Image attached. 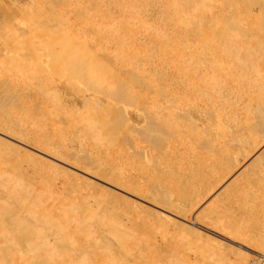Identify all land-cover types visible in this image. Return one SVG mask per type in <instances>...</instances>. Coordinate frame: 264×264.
Instances as JSON below:
<instances>
[{
  "label": "bare ground",
  "instance_id": "obj_1",
  "mask_svg": "<svg viewBox=\"0 0 264 264\" xmlns=\"http://www.w3.org/2000/svg\"><path fill=\"white\" fill-rule=\"evenodd\" d=\"M55 1L58 2L60 0H55ZM65 1L66 0H64V1L61 0L60 2H58L57 3L58 8L55 5L56 6L55 9L57 8V10L59 11L60 10L59 7L64 6V5L66 8L67 6H66ZM103 1L104 2L102 4V6H100L102 3V2L99 3L100 0H90L89 1L90 7L95 8V6H96V10L94 8H91L92 10L90 9V11L94 10L95 12L94 11L93 12L88 11L89 13L85 12L84 14H86V15H84L82 17H79V13L81 15L82 12H84V10L80 11V9H79V11H78L79 13L75 12L76 14L78 13V17H79V18H77L79 20L78 22L82 23V27L84 29H85V27H87L88 30L86 29V31L89 32L91 30L90 33L91 32L95 33V32H97V30H99V28H95V17H96V15L99 14L100 16H102L101 19H103V20L105 19V21H104L105 26L102 25L103 29H104L103 31H105L103 33H105V34L101 33L99 36V40L109 37V36H107L108 35L107 32L110 30L108 25L110 23H112L111 21L116 20L118 23V20L120 19L119 22H123V21H121L122 16L123 17L128 16L129 18L133 17V19H135L134 17L138 18L137 16H139V18H140V14H138V11L141 8H144L146 6L150 7V8L151 7L152 8L158 7L157 8L158 11L156 10V12H158V14H159L158 17L167 18V19H170L171 21L174 20L176 22L181 23L178 27L189 28L188 31L191 34L187 40V45H184V46L186 48L189 47L190 50H189V53L185 52V54H190L193 57H196L204 66H210L211 64H213L217 68V70H218V68L227 69L229 71V75H231L232 79L236 81L234 84L235 90L233 92V97L231 99H227L226 97L224 98V96H221L220 97L221 101H219L220 102L219 106H215L218 102V100L216 101V98H218V91H219L218 86L223 81V77H222L221 73L217 70L212 72V74L210 76L209 83L203 84V85L194 84L195 82L192 83V80H194L195 75L188 74L186 71H184L185 79L182 80L180 83V87H181L180 92H181V94L184 95V98H185L183 103L180 101L179 102L176 101L177 100L176 98L170 97L173 94L172 91L169 88H166V86H162V84L164 83L163 74L161 77L162 79H160V80H157L158 79L157 77L159 75L157 77H155L156 76L155 75L154 76L155 79L157 78L155 81L154 77H152V75L154 73H152V75L150 76L151 77L150 79H152L154 82L152 80L149 81V78H148L149 76L146 73L147 69L144 66L145 63H143L142 61H141L143 63L142 65L137 64V66H132L131 69H134L136 67L141 68L140 69L141 73H138V72H135V73H138V75L136 74L138 77L140 76V74L143 75V73H144V76H141L140 79L137 77L138 79H136L135 82H134V80H135L134 77L136 75H133V74H132V76H134L133 80H132V77H130L131 75L127 76L128 78L129 77L131 78V79H129L130 81L128 83L125 82V80L122 78H121V80H119V82L122 83V85H120L119 88H122L123 85H124V87H127V85L129 84L128 85L129 88L127 87V90L129 89V92L134 90V88H131V85L134 87L133 84H135V83H137V85H138V84H142V82H144V81H145V83L147 82L146 84H142V86H141L142 88L141 87L139 88L140 85L137 87V88H139V91H138V89H135L133 91V93L132 92L129 93L126 91L129 95L131 94L130 95L131 97L128 98L130 102H131V100H133V99H131L132 96L134 97V95L138 94V92H140L141 89H142L141 92L144 91L142 98H140L139 100H138V98H136L137 100H134L135 102L134 101L132 102V103H135L134 104L135 106H137L134 109V114H135L136 118L138 119V121H139V119L141 120V123L136 122V124L137 125L141 124V126L144 125L145 127L148 126V131L151 132L152 134H156L154 137H157V134L158 135L160 134L155 129L160 125H163L169 131V135L167 136V139L164 140V142H163V145L166 148H168L167 153L165 152V154H167L166 159L163 160V162L167 161V159L170 158L169 162L170 163L172 162L171 164H173V161L175 159H177L176 165H178V167H180L179 164L181 162L184 163L183 161H185V160H182L184 158L183 155H185V156L187 155L186 157L191 155V156H189L190 158L193 157L192 155H197V157L199 156L200 159L203 158L200 161V159L195 156L199 160L198 163L200 162V164L199 165L197 164L198 168H197L196 164L195 165L192 164L193 166H196L195 170L196 169L197 170L194 173L190 172L193 174L192 176H200L203 180L201 179L199 181V179H197L196 177L195 178L193 177L194 180H193V182L191 181L192 183L191 182L190 183L191 184L194 183L193 184L194 186H192V185L190 186V183H187L188 184L187 187L186 186L183 187L182 185L177 184L176 188L180 189V193H178V194H173L171 191L170 192L169 191L163 192L158 188V186H159L158 184H157V186L156 185L154 186L155 188H152V189L146 188L147 190L146 189L137 190V188H134V190L136 189V192L140 191L139 193L138 192L137 193L141 194V196H138V194L135 192V195H137L135 197H140V198H138L139 200L131 201V200H129V197L127 198V196H126V198L128 199L127 201H129V206H127L128 208L125 207L126 210H124L122 213L120 212V210L116 211L115 213L111 214V216H109V218H107V220H105V219L104 220H98V219L95 220V219H93V217L89 216L90 218L88 217V219L82 221V220H79L80 215H76L75 218L79 222H78V224L76 222L77 228L76 229L74 228V229L77 230V234H79V237L81 238V240H80V239H78L79 237H77V239L75 238L74 233H73L74 235H71L72 232L70 233V230L66 231L67 225L59 224V219L54 218L50 214L45 215V216L40 217V218L39 217L38 218H33V217L29 218L27 216L28 217L27 222L26 221H22V222L11 221L10 220L11 216L14 213L21 211V209L19 211V208L17 207V204L15 203V201L18 202V200L20 198H23L20 201L27 200V198L33 197V194H32V196H30V193L28 191L19 190L15 186L16 183H15V176L14 175H18V174H16V172H13L11 170V172L7 171V173H2L0 171V183L2 184V190H0V240H1L2 244L6 243L7 246H9V248H11V250H8V252H3V251L0 252V256L2 255L0 257V264H64V263L65 264H76V263L77 264L78 263L79 264H88L89 262H85V260L88 259L89 255L92 254L93 251H96V250H99L102 248H105V250H107L106 251L107 254L105 255V258H103L104 262H107V264H137V262L135 260V257H136L135 255L139 251H138V248L136 247V243L133 240L128 239L126 237H123L121 235H119L118 237L113 236V238H112L111 236L104 235V233H108V231L109 232L110 231L122 232L126 228H129L130 224L128 223L127 220H128L130 215H137L138 217L142 218V221L150 220V215H152V216H155V218H158L160 220H164L165 223H169V224H172L176 227L183 228L187 231L191 230L190 232H194V231H192L193 227L188 224V223H190V221L188 222V220L186 218H188L187 217L188 215H191V214H189L191 211L190 209H192L193 206L197 203L195 201H198V199L201 198V196H202V194H200V190L196 189L197 188L196 186H199L200 187L199 189H201V188L204 189L205 186L204 187L200 186V185H203L204 178H206L207 183L210 184V182H211V184H212L214 182V183H216V184H214V186H216L220 181H222L226 177L227 174L232 172L238 165L240 166L241 159H244V160L247 159L248 160L250 158L249 156H252V158H251L252 160H248L250 162L248 163V161H247L248 165H246L243 170L241 169L242 171L240 172V173L250 174V171H251L250 168L252 166H254L256 161L259 160V162H260L262 160L261 157H264V0H103ZM19 2H23V3L17 4ZM62 2H65V4L63 3L64 5H60ZM17 3H15V1H13V0H9V3H6V2L0 0V58H1L0 64L3 65V67L6 69L8 75L10 76V79L9 78L5 79L2 77L0 79V82H2L3 84L1 83L0 85H2L3 88L5 87V91L7 92V94H9L11 92V88H8V87H12V86H16V85L19 86V87H16L19 89L18 91H20L21 90L20 88H22L23 86H25V87L27 86L26 88H28L30 86V88H31L32 85L30 83H29L30 84L29 85L28 82L31 81L33 83L34 79L36 81V79L38 80L39 78L42 80L41 76H43V75H41V76H39V75L40 74L45 75V73H39V71L43 69L42 71H45L46 73H48V74H46L47 78H45V81L43 80L44 82L43 81H41V82L36 81L38 83H35L34 85L37 88H32V89H41V88L43 89L44 88L43 92H46L45 96L46 95L47 96L44 97L42 94L43 92L40 91L41 94L40 93L36 94V92H35V95L31 94V96L33 95L32 96L33 98H31V96L29 94V96L31 98L30 99V98H28L29 96H27V93L25 94V92H23L24 95L22 94V91H24L23 88H25V87L22 88L21 93H19L17 91V89L15 88L17 93L15 90H14L15 94H14V92H11V93L14 96L18 95V96H16L17 98H12V96H10L11 97L10 103L6 104L4 109H2V107L0 106V132H1L0 134H2V132H3L5 137L6 136L8 138L11 137L13 140H15L17 143H19V145H21V144L28 145V146L30 145V147H32L33 149L36 148V150L40 151V153L41 152L43 153L42 150L45 149V151L50 152V154H49L50 156L58 157L57 160H59L62 163L65 160L69 161V159L71 157H78L79 156L78 157V163L75 160V162L77 164H80L79 162H82V164L87 165L89 167V169H91L92 167L99 169L101 162H103V165L108 163V161H106V159H105V161L103 159H101V157L98 154L100 151L97 150L94 153L92 152L93 153L92 154L91 151L88 150L90 153L88 152L85 155L78 154V156H77V153H75V154H73V156L68 157V153L66 154V151L62 150L61 147L58 145V143H59L58 140H57L58 143H56L57 142L55 140L56 137L54 136L56 134L55 131H54L55 134L51 133V134H53L52 135L53 139H51V136H49L51 134L45 135V133L49 129L48 127H46V129H44L45 128L44 124H48V123H45L48 121V117L46 115V120H44V122H43L42 118L45 116L44 114H47V112H45L47 110V108L44 107L45 110L43 109V111H40L39 106H38V109H37V106H35L34 101H37L38 98H36L34 96L38 97V95L39 96L42 95L44 97V99L46 98L45 100L44 99L41 100L43 97L42 98L40 97L41 99L39 100V102L42 101L43 103H45L44 101L47 100V97H49V99L51 98L50 102H49L51 104V106H53V109L51 110V112H53V110L55 113L58 111L56 114L54 112L51 114H55L53 116H56V117L59 114V116H61V118L60 117L59 118L62 121L67 119V118L64 119V116H65L64 113H66L68 115V118H70V116L75 118L73 115L79 114L81 116V118H80V116L79 117L76 116L78 120L85 119V123H84V126L82 127V130H83V134L85 135L87 140L89 138L91 140V141L89 140V142H94V144L101 145L102 144L101 142H103V141L100 140V137L103 135H106V133H107L106 131L114 132L116 130L115 127L118 126V123L115 122L116 121L115 119H112V120H115L114 121L115 125L113 127H112V124L110 122H108V119L110 117L108 115V110L111 107H107L105 105V103L106 102L108 103L109 101H111L114 104V102H116L114 104V106H115L116 104H119V101L122 102L125 100V99L124 100L122 99L123 96L128 97V95H124L125 91H124L123 95H121V97L119 96L122 100H118V98L112 96L113 95V91H112L113 89L112 88L115 84L117 71H120L119 73H122L123 75L126 76V75H128L126 73L128 70L127 71L124 70L123 67H117L115 64H111V63L108 64L107 61L109 58H108V56H105L103 50L100 52H97V53H95V51H94V53H92V52H90V50L88 52L89 48L94 47V44L89 42V39H91V38L88 39V37H90L91 34H90V36H88L86 38L85 34L89 35V33L86 32L84 29H82V27L77 25L78 26V29H77L75 26L73 27V25H70L71 24L70 20L72 19V17L70 19L68 15L74 11L72 8H69L70 6L68 7L69 9L66 8V10H65V11L68 10L67 11L68 14L64 11V13L67 16L62 13L64 10L63 7H60L61 8L60 13L58 11H55V9H54L55 14L51 13L52 11L49 12V13L53 14L54 19H52V17H50V18L47 17L46 15H50V14L49 13L45 14L44 12H42L43 10L41 11V9L35 10L36 13H35V11H33L34 13L31 12L30 17L28 18L30 20H27V22H26L27 24H30V26L29 25L26 26L27 24H25V21L27 19V17H26L27 14L24 13L23 11L26 10V12H27L29 10V8L25 9V7L27 5L24 6L25 4H27V2H25V0H20V1H17ZM31 3H32V5H34L36 7L39 5L41 6V3L39 4V0H31ZM6 4H7V6H6ZM8 4H9V6H8ZM95 4H98L100 7H98V5H95ZM141 4H144L145 6H143ZM123 5H126V7H123ZM140 5H141V7H140ZM40 6L38 8H41ZM20 7H21V9H20ZM77 7L78 6L76 5V8ZM76 8H74V9L76 10ZM115 8L117 10H114ZM18 10H23L21 12H23L24 14L21 13V15H20V12ZM144 10H147V9L144 8ZM147 11H149V8ZM115 12H117L118 14H115ZM41 13H42V15L40 16V20H38L39 16H37V15H40ZM87 13L89 14V17L87 16L88 15ZM153 13H155V10L153 11ZM76 14H73V15H76ZM34 15H35V17H33ZM54 15L56 16V18ZM43 16L44 17L46 16L47 19H52L53 21H56V29H57V30L54 29L55 27H53V28L50 27V29L54 31V34H52L53 32L50 31L49 28L44 29L45 32L48 30L47 34L50 32L49 36L44 32V30H43V32H41V34H46V37L48 36L47 39L49 38L48 39L49 41H48L45 39V36L43 35L44 41L46 40L45 43L43 42L41 36H39L40 34H38L40 32L39 30L41 28H43V25H44L43 24L44 22L42 20ZM148 16H150V15H148ZM24 17H26V18H24ZM117 18H119V19H117ZM45 19L46 18H44V20ZM66 19H68L69 23L66 22ZM106 19L107 20L109 19L110 23L109 22L107 23ZM128 19H127V17H126V20H125V18H123V20H125V21L123 22L124 24L123 23L121 24V26L123 25V27H125L127 25L126 26V33L129 34V33H132V31H130V30H133L134 27L131 25L132 24L131 22H130V24H127ZM133 19H131V20L129 19V20L132 21ZM81 21H84L86 23L81 22ZM116 21H114V22H116ZM37 22H39L40 24L38 23V25H37ZM168 22H169V20H168ZM170 23H172V22H170ZM83 24H86V26H83ZM87 24H88V26H87ZM31 25H33V26L31 27ZM130 25L132 26L133 29H130V27H131ZM44 26H47V25H44ZM53 26H55V25H53ZM89 26H90V28H89ZM36 27H38V28H36ZM79 27L81 28V30H84L85 33H82L79 30L80 29ZM107 28H109L108 31H107ZM182 28H180V29H182ZM166 31H168V30L166 29ZM166 31H165V33L168 36L167 33L169 31L168 32H166ZM133 32H134V30H133ZM175 33H176V31H175ZM163 34L164 33H162V36L164 37L165 34L164 35ZM179 34H181V31L179 32ZM104 35H106V36H104ZM166 35H165V37H166ZM169 36H172V34H169ZM51 37H53V38H51ZM38 38H40V39H38ZM159 38H160V34L156 38L151 37L150 38L151 40H149V42L154 43V39L160 40ZM171 38H174V40H176L177 35L174 37H171ZM164 40H165V38H164ZM168 41L166 40L167 45H169ZM177 42H179V41H177ZM182 44L183 43H181V45ZM185 44H186V42H185ZM126 45L128 46V44H126ZM152 47H156V46H154V45L153 46H146L145 44L131 41L129 43V48H131V50L133 52L130 49L127 50V47H125V48L129 52V54H131V52L133 54L134 53L139 54V52L145 51V50H146V52L147 51L150 52V49L151 50L153 49ZM119 48L123 53L124 52L127 53V51L124 49L123 44H121ZM198 48L201 49V53L196 54L195 51ZM147 49H149V50H147ZM50 51H52V52H50ZM60 53L61 54L65 53V55L63 54L61 56ZM50 54L51 55L57 54L56 56L52 55V58H54L55 62L50 61V60H53L52 58L50 59V56H51ZM140 54H142V53H140ZM174 58H172V59H174ZM178 59H179V57H178ZM48 60H49V62H48ZM183 64H184V62L182 61V64H181L182 67H180V68L185 67V66H183ZM80 65H83V68L84 67L86 68V69H84L85 71L83 70V68L77 67ZM179 65H180V63L178 64V67H179ZM76 67L79 70L81 69L80 71H82L83 74L79 71L80 73H78L76 75V73H75ZM120 68H122V69H120ZM64 72L69 73V74H63V75H65L66 84L68 85L67 91L60 89L56 84V82L61 80L60 77H64V76H62V73H64ZM76 72H78V71H76ZM84 72H85V75H84ZM80 74L84 75V77ZM123 75H119V76L122 77ZM81 76L83 77L85 82H82ZM145 77H146V79L147 78L148 79L143 80V79H145ZM56 78L58 80H56ZM79 78H80V80H79ZM87 78H88V80H87ZM141 78L143 81H141ZM159 78H160V76H159ZM138 80H140L141 83ZM226 80H228V79L226 78ZM49 82H50V84H49ZM4 83H6V84H4ZM40 83H41V85H40ZM123 83H125V84H123ZM130 83H132V84H130ZM191 83H192V85H190ZM14 84H16V85H14ZM76 86H78V88ZM75 87H76L78 93L76 92ZM80 87H82V88H80ZM135 87H136V85H135ZM0 88H2V87H0ZM3 88H2V90H3ZM123 88H122V90L125 89V88L124 89ZM32 89H31L30 93L33 91ZM26 90L27 89H25V91ZM122 90L120 89L119 91L122 92ZM119 91H117V92H119ZM135 91H138V92L136 93ZM206 93H208L209 95L204 96ZM118 94L116 93V95H118ZM77 95L83 104H82V106L78 105L77 107L76 106L74 107V105H76V103L73 104V102H76ZM66 96H70V99L66 98ZM139 96H140V94L136 95V97H139ZM34 98H36V100ZM128 99L126 98L125 101L127 102ZM69 100H70V102L72 101V104H73L72 107L71 106L69 107V104H68ZM209 100H210V102L211 101L215 102L214 105L212 106L213 109L210 111V107H207L206 110L203 111V105H206V102ZM28 102H31V104H33V106L36 107V110L34 109L35 107L32 108L31 105H30V107L27 106ZM43 103H41V104H43ZM49 103H47V104L49 105ZM136 103H137V105H136ZM125 104L123 105V109H125V107H124ZM70 105H71V103H70ZM129 105L130 104L127 105V108ZM130 106H132V109H133L134 106L133 105H130ZM130 106H129V108H130ZM27 107L33 109V111H32V109L31 110L28 109V111L29 110H30V112L35 111V113H34L35 115L32 114V115H34V118L36 117V112H39V111L41 113H43V115H44L42 117V114L41 115H40V113L37 114L41 117V119H40V117L37 118L38 116L36 117V119H38V120L40 119L41 123L43 122V124L39 123L40 121L38 122V125H40V124L42 125V126L41 125L39 126L40 127L39 129L37 128L38 131L35 130L36 128L34 129V127H33V129H34L33 130V132H34L33 136L28 134V131H29L28 129L30 127L32 128V126L35 124H32L31 119H30L31 120L30 123L32 126L29 125L30 123L29 124L27 123V121H29V118L27 119L26 117L30 114L27 111ZM41 107L42 106L40 105V109L42 110ZM118 107H119V105L117 106V108ZM216 107H219V108L216 110ZM120 108H121V106H120ZM24 109H26V111H27V112L25 111L26 113L23 112ZM121 109H120V111H121ZM19 110H21L22 112H19ZM48 111H50V110H48ZM59 111H61V114L62 113L63 114L61 115ZM2 112H4V113H2ZM132 112H133V110H131V109H130V111H128L126 109L124 112H122V117L124 118V120L128 124H132L131 122L133 120L130 117V114L132 115ZM32 115L30 114L29 116H32ZM48 115L50 118L49 112H48ZM56 117L53 118L54 124H56L55 122L57 120L60 121V119L56 118ZM65 117H67V116H65ZM34 118H32V119H34ZM34 121L35 120H33V122ZM51 121H53V120H51ZM51 121H50V123H52ZM75 121H77V120L73 119L72 122L64 121L62 123H64V124L66 123L67 126L70 125L71 123H73V126L68 127V128H74L75 127L74 125H76V124H74ZM117 121H118V119H117ZM67 122H70V123L68 124ZM27 124L29 126H27ZM120 124H121V122L119 123V126L121 128L118 126L116 131H118L119 130L118 128H120V129H122V131L127 133L129 128H126V126H124L125 129H123V125L121 124L122 125L121 126ZM38 125H35V127ZM57 125H58V123H57ZM64 126L65 125L62 124L61 127L62 128L67 127V126H65V127ZM42 127H43V129H42ZM107 127H109V128H107ZM188 127L190 130L194 129V130H198L201 132L204 131L203 132L204 134L196 131L199 134H203L202 138L200 137L196 141H195L194 137L191 139V135L195 136V135H193V133L196 134L193 131L192 134L191 133L189 134L190 137L184 136L185 137L184 139L186 140V144H183L182 142H180L181 135L179 133L181 132V129L184 128L186 130V129H188ZM111 129H113L114 131ZM190 130H189V132H190ZM42 131L44 133H41ZM116 131H115V133H116ZM119 131L121 132V130H119ZM119 131L117 132L118 134L120 133ZM206 131L209 132V135H207L208 133ZM51 132H53V131H51ZM40 133L45 135V141L48 138H49L48 140L51 139V140H53V142L55 140L54 145L56 144V146L52 145L53 144L52 141L50 142L47 140L50 144L52 143L51 145L47 141L46 142L43 141L44 135H40ZM48 133H50V132H48ZM151 133H150V135H152ZM108 134H110V133H108ZM205 134H206V136H204ZM42 136H43V138H42ZM46 136H48V137L46 138ZM198 136L199 135L197 134L196 137H198ZM27 137H28V139H27ZM59 137H60V135H59ZM168 137H170V139H168ZM7 141H8L7 139L5 140V139H2L0 137V162L1 161L2 162L3 161L8 162V161L13 160V158L10 156H8L4 160L1 159V157L4 155V153H6L5 150L2 149L1 147L4 146V144L5 145L8 144ZM8 142H10V141H8ZM175 142H177L179 145ZM106 143L108 144L107 140H106ZM10 144L13 145L14 142L11 141ZM172 144L175 146L178 145V147H180V145H182L181 146L182 148L179 150V152L173 153L172 148H174V147L172 146ZM19 145H16V147L15 146H13V147L16 149H17V146L22 147ZM57 145L60 147L59 149H58ZM109 145H110V143H109ZM261 145H262V148L260 147ZM175 149H176V147H175ZM25 151H26V148H25ZM81 151H84V150H81ZM174 151H176V150H174ZM30 153L32 154V152H30ZM186 157H185V159H187ZM195 157H193V158H195ZM52 158H54V157H52ZM197 159H195L194 161H197ZM137 160H141L142 161V162L140 161L141 163H145V161L148 160V156L147 155H143V156L138 155ZM202 161L203 162L205 161V163H203ZM7 162H6V164H7ZM259 162L256 164V165H258L257 167H259V169H257L258 171L255 169L256 166H254L252 169V172L254 175V176L252 175L253 176L251 178L252 181L249 178V181H251V183L254 185V187H251V189H252L251 195L248 198L245 197V199L247 198L246 200L249 201L248 202L249 205H245V208H244V212H246L248 215L247 218H250L249 216L254 217L257 215L264 216V159L260 162V164L262 163L261 165L259 164ZM10 163H11V165H13L12 162H10ZM75 164H73V165H75ZM108 164L105 165L106 169L104 168V171H102V173H104V174L106 173L107 177L110 176L109 180H112L113 182H117L118 184L120 183V184L126 185L127 184L126 182L128 180L127 178L130 179V177L128 175L129 172L128 173H127V171L124 172L122 167L120 169L119 168L117 169L116 164H114V166L112 165L113 168H108L107 166L111 165V164L110 165H108ZM56 165H57V163H56ZM56 165H54V166H56ZM147 165H145V166H147ZM242 165H243V163L241 164V166ZM81 166H83V165H81ZM145 166L142 168L145 169ZM170 166H172V165H170ZM243 166L241 168H243ZM12 167H14V166H12ZM77 167L75 166V167H73V169L78 170L79 168H77ZM101 167H102V164H101ZM152 167H148V168H152ZM1 168H2V166H1ZM148 168H146V169H148ZM175 168H177V166L173 167L174 171H176ZM98 169L95 172H98L101 168L99 170ZM178 169H181V168H177V171H178ZM254 169L256 172L253 171ZM101 170H103V168ZM105 170H106V172H105ZM181 170H179V171H181ZM189 170L192 171L193 168H189ZM248 170H250V171L248 172ZM15 171H18V170H15ZM141 171L144 172L143 170H141ZM148 171L149 170H146L144 172V174L145 175L149 174ZM174 171L169 172V174L172 173V175L174 176V174H175ZM185 171H183V173H182L183 175L188 172L187 169ZM136 172L138 174V171H136ZM173 172H174V174H173ZM86 173H88V172H86ZM121 173H122V175L123 174L125 175L127 173V177H125L124 175L122 176ZM169 174H167V175L170 176ZM182 174H179V176L182 177L183 176ZM99 175H100V173H99ZM102 175H100V176H102ZM135 175H136V173H135ZM172 175L170 177L171 181L175 182V181L180 180V177L179 178L177 177L178 178L177 179L176 177L174 178ZM242 175H244V174H242ZM133 176H131V177L134 178ZM142 176H144V175H142ZM192 176H189V177L192 178ZM258 176H261V178H262L260 181H257V179L260 178V177L258 178ZM247 177H250V176L248 175ZM19 178H22V177L20 176ZM74 179L77 180L76 177H74ZM139 179H141L140 176H139ZM186 181L187 180L181 181V183L185 182V184H186ZM261 181L263 182V184L261 183ZM154 182H155V180H154ZM238 182H240V181H238ZM128 183L130 184L131 182H128ZM137 183L138 184L140 183L139 180L137 181ZM177 183H179V181ZM245 183H247V182H245ZM257 183H259V184H257ZM127 186H129V185H127ZM236 186H234V189L232 188L234 190L233 191L234 193H231V194H232V196L238 195L240 198V195H241L240 193L246 192L245 190L243 191V189H246V188H243V187H245V185L243 187H241V184H239V183H238L237 188L235 189ZM248 186H251V185H248ZM123 187L126 188L125 186H123ZM129 187H131V185ZM129 187H127V188H129ZM229 187H231V186H228V188ZM212 188H214V187H212ZM241 188H242V190H241ZM203 189H201V190H203ZM184 190L188 193L187 195L185 194ZM129 191L130 190H128V192ZM132 191L133 190L131 189L130 194L132 193ZM246 193H248V192H246ZM132 195H134V194H132ZM13 196H16V197L13 199ZM228 198H229V196H227V199ZM239 198H238V200H240ZM130 199H132V198H130ZM245 199H242V196H241V201H243ZM144 202L154 206V208L152 207L153 209L152 208L146 209L150 205L145 207L146 204H144ZM26 204H27V202H26ZM211 207H212V205H211ZM24 208L26 211L28 210V213L34 212V211H32L34 209L33 205H30V207H29V205H25ZM215 209H217V208H215ZM238 209H237V211H238ZM218 211H219L218 209L215 210L216 215L219 213ZM226 211L227 210H222V213H223V215H221L222 217L217 216L218 217L217 218L216 215H213V218H212L210 215V212H212V213H214V212L211 208V211H208L210 217L209 216L207 217V215L205 214L206 215L205 219H206V221L209 219L212 222V220L215 221V219H214V216H215L217 218L216 219V226L219 227V228H216V226L213 225V224H215V222L213 221L214 223L212 225L215 227V229H217V230L221 229L224 232L226 231L225 233L226 234L228 233L227 235L230 234V236H234L235 238L242 241V243L245 244L244 246H247V249H250L251 251L257 253V254H254V253L250 252L249 250L243 251L241 249L243 252L242 251H241L242 253L237 252L238 256L234 259L233 264H247V262H248L247 254L256 256L264 264V225H262L260 227L259 231H255V232L249 231L248 232L246 230V222H248L247 218L246 219H240L238 221H235L233 219L231 220L230 216L227 217V215L229 213H227ZM146 212L148 213L147 216L142 217V214L146 213ZM200 214H201V212H200ZM224 214H225V216H224ZM92 216H94V215H92ZM4 217L9 219L10 223H8V221H7V223H5L4 220L2 219ZM182 220H184V221H182ZM209 220H208V224H209ZM28 221L29 222L30 221H34V222L37 221L39 223L38 227L35 229L29 228ZM139 221H136L135 225H131V226H133L135 228L139 227V225H140ZM157 221H159V220H157ZM201 221H203V220H201ZM141 223L143 224V222H141ZM169 224H166V225H169ZM55 225H57L58 227L56 229H53V226H55ZM76 225H74V226H76ZM210 227H212V226H210ZM214 227H213V229H214ZM50 230H51V232H49ZM196 231H199V230H197V228H196ZM202 231H201V233H202ZM58 234H60V235H58ZM199 235L201 236V234H199ZM57 236H59V238L56 239ZM67 236H69V237H67ZM52 237H55V238L50 242L49 240ZM65 237H67V239H65ZM206 237H207V235H206ZM84 239H87V240H84ZM230 239L233 240V238H230ZM19 240H22V241H19ZM207 240H209V239H207ZM217 241H218V239H217ZM236 242H237V240H236ZM113 252L124 254V256L122 258H124L125 260L117 259L118 260L117 261L114 259H112V260L109 259L108 256L114 254ZM199 252H200V250H199ZM14 256L21 257L20 258L21 260L20 261L13 260ZM168 259H163L162 263L160 262L158 264H163L164 260H165L164 263L170 264L172 260H171V258H168ZM260 260L257 263H261ZM168 261H170V262L168 263ZM200 262H201L200 258L192 257L191 261L188 263H185V264H200ZM218 262L219 261H217L216 264H220ZM89 264H92V263H89ZM171 264H174V263H171Z\"/></svg>",
  "mask_w": 264,
  "mask_h": 264
},
{
  "label": "rangeland",
  "instance_id": "obj_2",
  "mask_svg": "<svg viewBox=\"0 0 264 264\" xmlns=\"http://www.w3.org/2000/svg\"><path fill=\"white\" fill-rule=\"evenodd\" d=\"M1 1H4L6 3H9V0H1ZM13 1H15V3H17V1H20V0H13ZM60 1H58V2H60ZM89 1L90 0H66L65 1L66 2V6H67L66 8L67 9L72 8L74 10V11L72 10L73 12L71 11L72 13L69 12L70 14L68 15L70 19L72 17V19L70 20V23H71L70 25H73V27L75 26L77 29H78V26L77 25H79L80 27H82V23L78 22L79 20L77 18L86 15V14H84L85 12H88V11L89 12H93L94 11V10L93 11H90V9L91 8H94V7H90V2ZM25 2H27V4H25L24 6H26V5L28 6V7L26 6L27 8L25 7V9H28L29 8V10L27 12H26V10L25 11L18 10L20 12V15L23 12L27 14V16H26L27 19L25 21V24H27L26 23L27 20H30L28 18L30 17L31 12H33L35 10H38V9H41V11L43 10L42 12H44L45 14H47V13H49L51 11H52L51 13H54L55 14L54 9L58 5L57 4L58 2L55 1V0H39V4L41 3V6L40 5L39 6L41 8H38L39 6L36 7V6L32 5L31 0H25ZM65 2H62L61 4L60 3L59 4L60 5H64ZM103 2H104L103 0H100V2H99V3H101L100 6H102ZM21 3H23V2H19L17 4H21ZM98 4H95V5H98ZM76 5L78 6L77 7L78 9L76 8ZM141 5L145 6L144 4H141ZM141 5H140V7H141ZM6 6H7V4H6ZM8 6H9V4H8ZM100 6L98 5V7H100ZM60 7H63L64 10H63V12L62 11L61 12L63 14H65L64 13V11L66 10L65 5L64 6H60ZM60 7H59V9L61 10ZM123 7H126V5H123ZM146 7H144V8L147 9V10L149 8V11L144 10V8H141L138 11V14H140V18H139V16H137L138 18L134 17L135 19H133V17L132 18H129L128 16H126L127 19L128 18L130 20L133 19L132 21H130L128 19V22L129 23L126 21L127 24H130V22H131L132 23L131 25L134 27V29H133L132 26L130 25L131 26L130 29H133L134 32H133V30H130V31H132V33H129V34L126 33V26L127 25L125 27H123V25L121 26V24L126 20V17L125 16L124 17L122 16L121 21H123V22H119V20H120L119 18L120 17L117 18V19H119L118 20V23H117L116 20H114L116 22L111 21L112 23H110L109 22L110 20L109 19L108 20L106 19V22L107 23L108 22L110 23L108 25L109 28H110V30H109V28H107V31L109 30L107 32L108 33L107 36H109V37L108 38L101 39V40H99V36H100L101 33L105 32V31H103L104 29H103V26H102V25L105 26V24H104L105 19L104 20L101 19L102 16H100L99 14L96 15V17H95V28H99V30H97V32H95V33H92L91 32L90 33L91 30L88 32V31H86L87 27H85V29L82 27V29H84L86 32L89 33V35L88 34H85L86 38L88 36H90V34H91V36L88 37V39L91 38V39H89V42H91L92 44H94V47L89 48L88 49V52L90 50V52H92V53H94V51H95V53H97V52H100V51L103 50L105 56H108V58H109L108 61H107L108 64L109 63L115 64L117 67H123L124 70H126V71L128 70L126 72L128 75H126V76L123 75L122 73H119L120 71H117V75H116V79H115V84H114V86L112 88L113 89L112 90L113 91V95L112 96L118 98V100H122V99L123 100L124 99L126 100V98L128 99V98L131 97L130 96L131 94L129 95L127 93V92H129V89L127 90V87H128L129 84L127 85V87H124V85H123V87L126 90L123 87L122 88L124 90H122V88H119L120 85H122V83L119 82V80H121V78H122L127 83L130 81L129 80V79H131L130 77H132V80H133V77L134 76H132V74L133 75H136V74L138 75V73H141V71H140L141 68L136 67L134 69H131V67L132 66H137V64H141L142 65L143 63H145L146 65L144 64V66L147 69L146 70V73L149 76L148 77L149 78V81L152 80V79H150L151 78L150 76L152 75V73H154L152 75V77H154L155 75H156L155 77H157L158 75L160 76V78H159V76L157 77L158 79L156 78L157 80L162 79L161 77H162V74H163L164 83L162 84V86H166V88H169L172 91L173 94L172 95L170 94L171 95L170 97L176 98L177 99L176 101H178V102L180 101V102L183 103L184 100H185V98H184V95L181 94V92H180V90H181L180 83H181L182 80L185 79L184 71H186L188 74L195 75L194 76V80H192V83L195 82L194 84L203 85V84L209 83L210 76H211L212 72H214L215 70H217V68L213 64H211L210 66H204L196 57H193L190 54H185V52L189 53V50H190L189 47L186 48L184 46V45H187V40H188V38L190 37V34H191L188 31L189 28L178 27L181 23L176 22L174 20L171 21L170 19H167V18L158 17L159 14H158V12H156V10H157L158 7H154V8L151 7L152 9L150 7H147V8ZM57 8H58V6H57ZM57 8L55 9V11H58ZM74 8H76L77 11ZM20 9H21V7H20ZM79 9H80V11H83L84 10V12H82L83 15L82 14L80 15V13L78 12ZM94 9L96 10V6H95ZM60 10L58 11L59 13H60ZM114 10H117V9L115 8ZM154 10H155V13H153ZM21 11H23V12H21ZM67 11H65V12L68 14ZM75 12H78L79 13V17H78V13L76 14ZM35 13H36V11H35ZM51 13H49L50 15H46V16L49 17V18L52 17V19H54L53 18V14H51ZM73 14H76V15H73ZM115 14H118V13L115 12ZM147 14L150 15V16H148ZM41 15H42V13L40 15H37V16H39V19L38 20H40V16ZM46 16L45 17L43 16V19L42 20L44 22L43 24L44 25H47L48 27L43 25V28H41V27H40L41 29L39 28L40 29L39 30L40 32L38 33V34H40L39 36H41V38H42V40H43L44 43H45L46 40L49 39V38L47 39V37L50 35L49 34L50 32L47 34L48 30L45 32L44 29H47V28L50 29V27L51 28L55 27L54 29H56V21H53L52 19H47ZM87 16L89 17V14ZM26 17H24V18H26ZM33 17H35V15ZM44 18H46L47 20L45 19L46 20L45 21ZM55 18H56V16H55ZM123 18H125V20H123ZM168 20H169V22H168ZM39 22H37V25H38ZM66 22H68V19H66ZM81 22H84V21H81ZM170 22H172V23H170ZM84 23H86V22H84ZM28 25L30 26V24H27L26 26H28ZM53 25H55V26H53ZM32 26L33 25H31V27ZM83 26H86V24H83ZM87 26H88V24H87ZM36 28H38V27H36ZM89 28H90V26H89ZM180 28H182V29H180ZM166 29L169 32L166 31ZM43 30L48 35L47 37H46V34H41V32H43ZM79 30L82 33H85V31L84 30H81V28ZM50 31H52L53 32L52 34H54V31L53 30L50 29ZM165 31L168 32L167 33L168 36H169V34H172V36H169L168 37L166 35ZM175 31H176L177 34L175 33ZM180 31H181V34H179ZM162 33H164L166 35V37H165L164 34H163L164 35V37H163L162 36ZM103 34H105V33H103ZM159 34H160V38H159L160 40L154 39V43H150L149 42V40H151L150 39L151 37L156 38ZM43 35L45 36V39H46L45 41H44ZM176 35H177V39L176 40H174V38H171V37H174ZM104 36H106V35H104ZM51 38H53V37H51ZM164 38H165V40H164ZM38 39H40V38H38ZM166 40L167 41L169 40L168 41V44L170 46L167 45ZM131 41L138 42V43H142V44H145L146 46H153L154 45L156 47H152L153 49L152 50L150 49V52L149 51L146 52V50H145V51L139 52V54L138 53H136V54L134 53L133 54L132 53L133 51L131 50V48H129V43ZM177 41H179V42H177ZM180 42L183 43V44L181 45ZM185 42H186V44H185ZM121 44L124 45V49L125 50H126L125 47H127V50L130 49L132 51V52L130 51L131 54H129V52L127 50L126 51H127L128 54L126 52L123 53L120 50V48H119ZM126 44H128V46ZM147 50H149V49H147ZM50 52H52V51H50ZM140 53H142V54H140ZM195 53L196 54L201 53V49L198 48L195 51ZM63 54L65 55V53H63ZM63 54H61V56ZM52 55H54V54H52ZM52 55L50 56V59L52 58ZM56 55H54V56H56ZM178 57H179V59H178ZM172 58H174V59H172ZM52 59L53 60H50L51 62L54 61V58H52ZM49 60H48V62H49ZM182 61L184 62V64H183V66H185L184 68H180V67H182V65H181L182 64ZM179 63H180V65L178 67V64ZM80 66H77V67L83 68V65H80ZM77 67H76V71H78V72L75 71L76 75L78 73H80V72L82 73V71H80L81 69L79 70ZM84 69H86V68L84 67L83 70ZM120 69H122V68H120ZM42 70H40L41 72L39 71V73H45V75L44 74H40L39 76H41V75H43V76H41L42 80L40 78L38 80L36 79V81H38V82H41L43 80L45 81V78H47L46 74H48V73H46L45 71H42ZM217 71H219L221 73V75L223 77V81L218 86V90H219L218 91V98H216V101L218 100V102H217V104L215 106H219V104H220L219 101H221V98H220L221 96H224V98L226 97L227 99H231L233 97V92L235 90L234 84L236 82L235 80L232 79L231 75H229V71L227 69H225V68H218ZM135 72H138V73H135ZM63 74H69V73H66V72L62 73V76H64V77H60L61 80L59 79L60 81L56 82V84H57V86L60 89H63L65 91H67L68 85L66 84L65 75H63ZM82 74H80V75H82ZM118 74L119 75H123V76L121 77ZM84 75H85V72H84ZM84 75H82V76L84 77ZM137 75L134 77V79H135L134 82L136 81V79H138V78L140 79L141 76H144V73H143V75L140 74L139 77ZM82 76H81L82 82H85ZM127 76H130V77L128 78ZM2 77L5 78V79L6 78H9L10 79V76L8 75L6 69L3 67L2 64H0V79ZM146 77L143 80H147L148 78L146 79ZM155 77H154V79H155ZM226 78L228 80H226ZM156 79H155V81H156ZM56 80H58V79L56 78ZM79 80H80V78H79ZM87 80H88V78H87ZM143 80L141 78V81H143ZM36 81L34 79L33 83L31 81L28 82V84L30 83L32 85L31 88L29 86L30 84L29 85L27 84L29 86L28 88H26L27 86L26 87L23 86L25 88H23L21 86L24 89V91H22V88H20L21 90L18 91L19 89L16 88V87H19V86H17L16 84H14L16 86H12V87H8V88H11V92H14V94H15V91L17 89V91L19 93H21V91H22V94H23V92H25V94L27 93V96H29V94L31 96V94H34L35 95V92H36V94L40 93V91L43 92V89L44 88L43 89L42 88L41 89H32V88H37L34 85L35 83H38ZM138 81H140V80H138ZM141 81H140V83H141ZM1 83L2 82H0V84ZM146 83H145V81L142 82V84H146ZM192 83L190 85H192ZM4 84H6V83H4ZM49 84H50V82H49ZM123 84H125V83H123ZM130 84H132V83H130ZM142 84H138L137 85V83H135V84H133L134 87L131 85V88H134V90L135 89H138V91H139V88L142 86ZM40 85H41V83H40ZM135 85H136V87H135ZM138 86H139V88H137ZM0 87L3 88L2 85H0ZM76 87L78 88V86H76ZM76 87H75V89H76ZM2 88H0V106L2 107V109H4L5 106H6V104L10 103V98H11L10 96H12V98H17L16 96H18V95L14 96L11 92H10L11 94L9 92H8L9 94H7V92L5 91V87L3 88V90H2ZM80 88H82V87H80ZM25 89H27L26 90L27 92L25 91ZM31 89L33 90L32 91L33 93L32 92L30 93ZM120 89L122 90V92L119 91ZM134 90L130 91L129 93H131V92L133 93ZM17 91H16V93H17ZM117 91H119L120 93L117 92ZM124 91H125V93H124ZM138 91H135V92L137 93ZM141 91H142V89L140 90V92H138V94H140L139 97H136V95H138V94H136V95L133 94L134 97L132 96L131 99H133V100H131V102L128 99V101L130 103L128 101L126 102L125 100L122 101V102L119 101V104H116L117 106L119 105L118 108H117L116 105H115L116 107L114 106V104L116 102H114V104L111 101H109L108 103L107 102L105 103V105L107 107H111L112 108V109L110 108L108 110V115L110 116L109 119H108V122H110L112 124V127L115 125L114 124V121L116 120L115 122L118 123V126H119V123L121 122V124L123 125V129H125L124 126H126V128H129V129H128L127 133H126V132L122 131V129H120L121 127L119 126L120 128H118V129L121 130L122 133L118 130L120 132L118 134L117 133L118 131H116L118 126L116 125L117 126V127H115L116 133H115V131L113 129H111V130H113L114 132H111L110 130H109L110 132L106 131L107 132L106 135H103V136L100 137V140L103 141V142H101L102 143L101 144L102 146L101 145L94 144V142H89V140H90L89 138L87 140V138L83 134V130H82V127L84 126V123H85V119L78 120L76 116L79 117L80 116L79 114L73 115L75 118H73L71 116H70V118H68V115L66 113H64L65 116H67V117L64 116V119L67 118L64 121H70V122H72L73 119L77 120V121L74 122V124H76V125H74L75 126L74 128H68V127L73 126V123H71L72 125L70 124V125L67 126L66 123L65 124L62 123L64 121H62L60 119L61 116H59V114L57 115V117L56 116H53L58 111L55 113L54 110H53V112L55 114H51V113H53V112H51V110L53 109V106H51V104L49 103L51 98L49 99V97H47V100L44 101L45 103H43L42 101L39 102V100L43 96L44 97L47 96V95L45 96V93L46 92H43L42 93L43 96L42 95H40V96L38 95V97L37 96H34V97L38 98L37 101H34L33 100L35 106H37V109H38V106H39V110L40 111H43V109L45 110L44 107L47 108V110L45 111V112H47V114H44L45 116L40 111L39 112H36V117L38 116L37 118L40 117L39 115H37L39 113H40V115L42 114V117L44 116L42 118L43 122H44V120H46V115L48 117V121L45 122V123H48V124H44L45 126L43 125L45 127L44 129H46V127L49 128L47 130V132L45 133V135H48V134H51V133L55 134L54 133V131H55L56 134L54 136L56 137V139L55 138L54 139L56 141L57 140L59 141V143H58V141L56 143H58V145L61 147L62 150L66 151V154L68 153V157L73 156V154H75V153H77V156H78V154L85 155L89 151H91V153L92 152L94 153V152H96L98 150V151H100L98 154L101 157V159H103L104 161L106 159V161H108V163H109V164L108 163L107 164L108 165L111 164L110 166H107L108 168H113L112 165L114 166V164H116L117 169L118 168L120 169L122 167V169L124 170V172L125 171H127V173L129 172L128 175H129L130 179L127 178L128 180L126 182L127 184L125 183L126 185L120 184V183H119L120 184L119 185L117 182H113L112 180H109L110 179V176L107 177V174L106 173L105 174L102 173V171H104V168L106 169L105 165H107V164H104L103 165V162H101L102 161L101 159H100L101 160L100 162L102 164V167H101V164H100L99 169L100 168L101 169L103 168V170H101V169L99 170L98 168H94V167H92V168L90 167L91 169H89V167L87 165L82 164V162H79V163L81 165H83V166H81L80 164H77L78 163V157L79 156L78 157H71L70 158L71 160L70 159H69V161L65 160L62 163L59 160H57L58 157L50 156L49 155L50 152L45 151V149L42 150L43 153L42 152L40 153V151H37L36 148L33 149L32 147H30V145L29 146L28 145H23V144L19 145V143H17L11 137L10 138H8L7 136L5 137V135L2 132V134H0V137L2 139H5V140L7 139L10 142L11 141L14 142V144L12 145V144H10V142L7 141V143L9 145L8 144H6V145L4 144V146L1 147L6 152L1 157V159L4 160L8 156H10V157L13 158V160L8 161V162L7 161H5V162L4 161L3 162L1 161L0 162V171L2 173H7V171L8 172H11V170L13 172H16V174H18V175H14L15 176V183H16L15 186L19 190H26V191H28L30 193V196H32V194H33V197L27 198V200L20 201V200L23 199V198H20L18 200L19 203L17 201H15V203L17 204V207L19 208V211L21 209L22 212L20 211V212L14 213L11 216L10 220L13 221V222H22V221H26L27 222V218L28 217L29 218L30 217H33V218H38L39 217L40 218V217H43L45 215L50 214L54 218L59 219V224L67 225L66 231H69L70 230V233L72 232L71 235H74L75 234L74 236L77 239V237H79V234H77V230H75V229L77 228L76 222L78 224L79 221L76 220V218H75L76 215H80V219L79 220H82V221L88 219L89 216L90 217H93V219H95V220H97V219L98 220H104V219L107 220V218H109V216H111V214L115 213L116 211H119L120 210V212L122 213L124 210H126V208H128L127 207V206H129V201H127L128 200L127 199L128 197H129V200H131V201L139 200L138 198H140V197H135L137 195H135L136 189L134 190V188H137V190H144L146 188L147 189H152V188H155L154 186L155 185L157 186V184H158L159 185L158 188L161 191H163V192H166V191H169L170 192L171 191L173 194H178V193H180V189L176 188V185L177 184H180L183 187L184 186L187 187L188 186L187 183H190L191 181L193 182V180H194L193 177L194 178L196 177L200 181L202 179L200 176H192L193 175L192 173H194L197 170V169L195 170L197 164L198 165L200 164V162L198 163L199 160L197 159V158L200 159L199 156L197 157V155H192L193 157L196 156L197 158L196 157L195 158H193V157L190 158L189 156H191V155H189L188 156L189 158H188V157H186L187 155L186 156L183 155L184 158L182 160H185V161H183L184 163H182L181 161H180L181 162L180 164L178 163L180 165V167H178V165H176L177 164V162H176L177 159H175V160L173 159L174 160L173 161V164H171L172 162L171 163L169 162L170 161V158H168L167 161H164L163 162V160L166 159L167 154H165V152L167 153V149H168V148H166L163 145V142H164V140L167 139V136L169 135V131L163 125H160L157 128H155L158 131V133H160V134L159 135L157 134V137H154L156 134H152L151 132H149L148 131V126L145 127L144 125L141 126V124H138V125L136 124V122L137 123H141V120L139 119V121H138V119L136 118V116L134 114V109L137 106H135L134 105L135 103H132V102L134 100H137L136 98H138V100L140 98H142L144 91L143 92H141ZM76 92H77V89H76ZM116 93L117 94L119 93L120 95L119 94L116 95ZM123 93H124V95H128V97L127 96L126 97L123 96L122 99H121L120 97H121V95H123ZM206 95H209V94L206 93L204 96H206ZM30 96L28 98H30ZM32 96H31V98H33ZM44 97L41 100H43ZM36 98H34V99L36 100ZM66 98H69L70 99V96H66ZM31 102H28L27 103V106L30 107V105H31L32 108L35 107V106H33V104H31ZM46 102L49 103V105L51 107ZM41 103H43V104H41ZM70 103H71V105H70ZM74 103H76V105H74V107L75 106L77 107L78 105L79 106H82V104H83L80 101L78 95L76 97V102H73V104ZM123 103L124 104L126 103L125 106H124L125 109H123V105H124ZM127 103L130 104V105H133L134 106L133 109H132V106H130V105H129L130 108H129V106L127 108V105H128ZM214 103L215 102H212V101L210 102V100L207 101L206 102V105H203V111L206 110L207 107H210V111H211L213 109L212 106L214 105ZM68 104H69V107L70 106L71 107L73 106L72 101L70 102V100H69ZM40 105L42 106L41 107L42 110L40 109ZM136 105H137V103H136ZM120 106H121L122 109L120 108ZM29 107H27V111H28V109H30V110L32 109V108H29ZM119 108L121 109V111H120ZM218 108L219 107H216V110ZM34 109L36 110V107ZM126 109L128 111H130V109L133 110L132 115L130 114V117L133 120L131 122L132 124H128L124 120V118L122 117V112H124ZM30 110L28 112L31 115L35 113V111L32 112L33 109H32L31 112H30ZM48 110H50V111H48ZM25 111H26V109L23 110V112H25ZM19 112H22V111L19 110ZM48 112L50 114V118H49ZM59 112L61 114V111H59ZM2 113H4V112H2ZM29 115L26 117L27 119L29 118V121H27L25 119L28 124L30 123L31 120H32V124H35V125H38V122L39 121H40L39 123H41V120H40L41 117L38 120V119H36V117L34 118V115L35 114L32 115V116H29ZM55 117L56 118H59L60 117L59 118L60 121H58L56 119L58 121V122L57 121L55 122L56 124L53 123L54 122V119L53 118H55ZM32 118H34V119H32ZM80 118H81V116H80ZM112 119H115V120H112ZM117 119H118V121H117ZM33 120H35V121L33 122ZM51 120H53V121H51ZM50 121L52 123H50ZM43 122L41 124H43ZM70 122H67V123L69 124ZM57 123H58V125H57ZM61 123L63 125H65V126H67V127L64 126L65 128H62L61 127L62 126ZM28 124H27V126L31 125V123L29 125ZM35 125H33V126L31 125L32 128L30 127L28 129L29 130L28 131V134L29 135H32L33 136V134H34L33 130L36 128L35 130L38 131V129L40 128L39 127L40 125H38L36 127H35ZM33 127H34V129H33ZM107 128H109V127H107ZM42 129H43V127H42ZM188 129H189V127H188ZM188 129L185 130L183 128V129H181V132L180 133L178 132L181 135L180 142H182L183 144H186V140L184 138L187 137V136L190 137L189 134L190 133L192 134L193 131L196 134L193 133V135H195V136H192L191 135V139L194 137L195 138V141L198 138H200V137L202 138V135L204 134L203 133L204 131L201 132V131L194 130V129H191L192 130L191 131L189 129L190 130V132H189ZM51 131H53V132H51ZM196 131H198L200 133H203V134H199ZM48 132H50V133H48ZM41 133H44V132L42 131ZM41 133H40V135H44V134H41ZM108 133H110V134H108ZM150 133L152 135H150ZM207 133H208L207 135H209V132H207ZM53 134L49 135V136H51V139H53L52 138V135ZM197 134L199 135L198 137H196ZM45 135H44V138L42 136V138L44 139L43 141H45ZM59 135H60V137H59ZM204 136H206V134ZM47 137L48 136H46V138ZM27 139H28V137H27ZM51 139L48 140V141H50V142L52 141L53 142V140H51ZM168 139H170V137H168ZM55 140H54V142H55ZM106 140H107L108 144L106 143ZM54 142H53V144L52 143L51 144L54 145ZM109 143H110V145H109ZM175 143H177V142H175ZM16 145H19V146H22V147H18L17 146V149H16V148L13 147V146L16 147ZM58 145H57V147L59 149L60 147ZM178 145L175 146V145L172 144V146L174 147V148H172L173 153L179 152V150L182 148L181 147L182 145H180V147H178ZM54 146H56V144ZM175 147H176V149H175ZM260 147L262 148V145ZM25 148H26V151H25ZM81 150H84V151H81ZM174 150H176V151H174ZM30 152H32L33 155ZM138 155H140V156L147 155L148 156V160H146L145 163H141L142 162L141 160H137V156ZM52 157H54V158H52ZM185 157L187 159H185ZM249 157H248L249 158L248 160H252L251 159L252 156H249ZM195 159H197V161H194ZM202 159H200V161ZM261 159L263 160L264 157H261ZM75 160L77 161V163L75 162ZM248 160L247 159H245V160L244 159H241L240 166L238 165L232 172H230L229 174H227L226 177L222 181H220L216 186H214V184H216L214 182L212 184H211V182H210V184L207 183L206 178H204L203 185H200L201 187H204L205 186L204 189L201 188L204 191L201 190V189H199L200 188L199 186H196L197 187L196 189L200 190V194H202V196H201V198L198 199V201H195L197 203L193 206L192 209H190L191 211H190L189 214H191V215H188L187 216L188 218H186L188 220V222L190 221V223H188V222L187 223L193 227L192 228L190 226L192 228V231H194V232H190L191 230L190 231H187V230H185L183 228L176 227V226H174L172 224H169V223H165L164 220H160L158 218H155V216H152V215H150V220H145V221H142V218L141 217H138L137 215H130L129 218H128V220H127L128 223L130 224L129 228H126L122 232H120V231H110L109 232L108 231V233H104V235L111 236L112 238H113V236L114 237H116V236L118 237L119 235H121L123 237H126L128 239L133 240L136 243V247L138 248V251H139L135 255L136 256L135 257V260H136L137 264H158L160 262L162 263V260L163 259H168V258H171V260H172L171 263H174V264H185V263L190 262L191 259H192V257L200 258V260H201L200 264H209V263L210 264H216L217 261H219L218 263H220V264H233L234 259L238 256L237 255L238 254L237 252H241L242 250L243 251L244 250H249L250 252H252L254 254H257L255 252L251 251L250 249H247V246H244L245 244L242 243V241H240L239 239L235 238L234 236H230V234L227 235L228 233L226 234L225 233L226 231L224 232L221 229H220L221 230L220 231L219 229L217 230L214 227V226H216V219L218 218L217 216L222 217L221 215H223L222 210H227L226 212L229 213V214L228 215L226 214V215H227V217L230 216L231 220L233 219L235 221H238L240 219H246L247 218L248 215H247L246 212H244V208H245V205H249V203H248L249 201H247L246 199L251 195V191H252L251 187H254V185L251 183V181H252L251 178L254 176L253 175V172H252V169H253L254 166H256V168H255L256 170L259 169V167H257L258 165H256L259 162V160H258L254 164V166H252L250 168L251 171L248 170V172L250 171V174L240 173L244 169V167L246 165H248V163L250 162ZM247 161H248V163H247ZM6 162H7V164H6ZM10 162H12L13 165H11ZM166 162L167 163L169 162L170 164L168 163L169 164L168 165ZM260 162H259V164H260ZM56 163H57V165H56ZM203 163H205V161ZM242 163L244 165V166L242 165L243 168H241L242 167L241 166ZM73 164H75V165H73ZM192 164L193 165L196 164V166H193ZM54 165H56V166H54ZM145 165H147L148 167H152V166L153 167L152 168H148ZM170 165H172V166H170ZM1 166H2V168H1ZM12 166H14V167H12ZM75 166L76 167L78 166L77 168H79L78 169L79 171L77 169H73V167H75ZM144 166H145V169L142 168ZM174 166L175 167L177 166V168H181L182 170L181 169H178V171H177V168H175L176 171H174L173 170V167ZM146 168H148V169H146ZM189 168H193L194 171L193 170L190 171L191 169L189 170ZM197 168H198V166H197ZM97 169L99 171L98 172H95V171H97ZM186 169H187V171L189 173L192 172V173H190L191 175L188 172L185 173L184 175L182 174L183 171H185ZM255 169L253 170L254 172H256ZM15 170H18V171H15ZM141 170H143L144 172L146 170H149L148 171L149 174H147L148 176L145 175L144 172H142ZM179 170H181L182 172L179 171ZM136 171H138V174H137ZM172 171L175 172V174L173 172L174 176L172 175V173L169 174V172H172ZM86 172H88V173H86ZM105 172H106V170H105ZM99 173H100V175H102V174L103 175L100 176ZM127 173L125 175L124 174L123 175L125 177H127ZM135 173H136V175H135ZM167 174H169L170 176H168ZM179 174H182L183 176L181 175L182 177H180ZM242 174H244V175L246 174L247 176L249 175L250 177H247L246 175L244 176ZM121 175H122V173H121ZM142 175H144V176H142ZM171 175L174 178L175 177L176 178L177 177L178 178L180 177V180L181 181L187 180L186 181V184H185V182L184 183L183 182L181 183L180 180H178L179 183H177L178 181H175L176 183L173 182V181H171V179H170ZM20 176L22 178H19ZM131 176H133L134 178H132ZM139 176L141 177V179H139ZM189 176H192V178L189 177ZM74 177H76L77 180H75ZM249 178L251 179V181H249ZM258 178L259 179H257V181H260L262 179L261 176H258ZM138 180H139V182L141 184L140 183L139 184L137 183ZM154 180H155V182H154ZM237 180L240 181V182H238ZM128 182H131L132 184L131 183L129 184ZM245 182H247V183H245ZM191 183H190V186L191 185L194 186L193 185L194 183L193 184H191ZM238 183L241 184V187H243L245 185V187H243V188H246V189H243V191L245 190L246 192H248V193L243 192V191H242L243 193H240L239 192L241 194V195L239 194L240 195V198H239L238 195L232 196V194H231V193H234L233 192L234 191L233 190L234 189V186H236V185L238 186ZM259 183H257V184H259ZM261 183L263 184L262 181H261ZM127 185H129V186L131 185V187H129ZM248 185H251V186H248ZM121 186L122 187L123 186H125V187L127 186L129 188H127V187L126 188H124V187L122 188ZM228 186H231V187L228 188ZM237 186L235 187V189L237 188ZM212 187H214V188H212ZM131 189L133 191L130 194ZM0 190H2V184L1 183H0ZM128 190H130V191L128 192ZM241 190H242V188H241ZM137 192L139 193L140 191H137ZM184 192H185L186 195L188 194L185 190H184ZM132 194H134V195H132ZM123 196L125 198L127 196V198L125 199ZM138 196H141V194H138ZM227 196H229L228 199H227ZM241 196H242V199H245V197H247V198L245 200L241 201ZM15 197L16 196H13V199ZM130 198H132L133 200L130 199ZM238 198L240 200H238ZM26 202H27V204H26ZM144 204H146L145 207H147V206L150 205V204L145 203V202H144ZM23 205L24 206L25 205H29V207H30V205H33L34 209L32 211H34V212L33 213H28V210L26 211ZM211 205H212V207H211ZM149 207H147L146 209H151L152 207L154 208V206H152V205H150ZM211 208H212V210L214 212V213L210 212V215H211L212 218H213V215H216L215 210L218 209L219 210L218 211L219 213L216 215L217 218L214 216L215 221L212 220V222H211V220L208 219L209 220V224H208V220L206 221L205 218H206V215H207V217L209 216V212L208 211H211ZM215 208H217V209H215ZM237 209H238V211H237ZM200 212H201V214H200ZM147 214H148L147 212L146 213H143L142 214V217L143 216H147ZM92 215H94V216H92ZM224 216H225V214H224ZM249 217L250 218H247V221L248 222H246V230L248 232L249 231H254V232L255 231H259L260 227L262 225H264V216L257 215V216H254V217L253 216L252 217L249 216ZM2 219L4 220L5 223H7V221H8V223H10V220L7 219L6 217H4ZM157 220H159V221H157ZM201 220H203V221H201ZM136 221H139L140 222V225H139V227H136L135 228V227H133L131 225H135ZM182 221H184V220H182ZM213 221L215 222V224H213L214 223ZM141 222H143V224ZM38 224L39 223L37 221L36 222H34V221H30L29 222L28 221V226H29V228H32V229L37 228L38 227ZM166 224H169V225H166ZM74 225H76V226H74ZM210 226H212V227H210ZM57 227L58 226L55 225V226H53V229H56ZM213 227H214V229H213ZM196 228L199 231H196ZM216 228H219V227L216 226ZM200 230L202 231V233H201ZM49 232H51V230ZM199 234H201L202 237ZM58 235H60V234H58ZM206 235H207V237H206ZM67 237H69V236H67ZM67 237H65V239H67ZM54 238L55 237H52L49 241L51 242ZM57 238H59V236H57L56 239ZM230 238H233V240L230 239ZM78 239L81 240L80 237ZM207 239H209V240H207ZM217 239H218V241H217ZM84 240H87V239H84ZM236 240H237V242H236ZM19 241H22V240H19ZM8 250H11V248H9V246H7L6 243H3L2 244V242L0 240V252H2V251L3 252H8ZM199 250H200L201 253L199 252ZM106 251L107 250H105V248H102V249L93 251L92 254H90L91 256L89 255L88 259H86L85 262H89V263H92V264H107V262H104V260H103V258H105V255L107 254ZM113 253L114 254L108 256L109 259H111V260L112 259H114V260H117V259L125 260L124 258H122L124 256V254L117 253V252H113ZM247 256H248V262H247V264H250L253 260H256L257 261L259 259V258H257L254 255H250V254L248 255L247 254ZM20 258L21 257H19V256H14L13 257V260L20 261L21 260ZM259 260L257 262H259ZM164 262H165V260L163 261V264H166ZM169 262L170 261H168V263ZM260 262H261V260H260ZM260 264H263V263L261 262Z\"/></svg>",
  "mask_w": 264,
  "mask_h": 264
},
{
  "label": "built area",
  "instance_id": "obj_3",
  "mask_svg": "<svg viewBox=\"0 0 264 264\" xmlns=\"http://www.w3.org/2000/svg\"><path fill=\"white\" fill-rule=\"evenodd\" d=\"M250 264H260V263H257L256 260H253Z\"/></svg>",
  "mask_w": 264,
  "mask_h": 264
}]
</instances>
